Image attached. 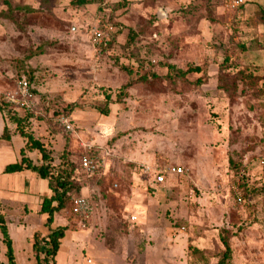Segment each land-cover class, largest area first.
<instances>
[{"label": "rangeland", "instance_id": "374dc122", "mask_svg": "<svg viewBox=\"0 0 264 264\" xmlns=\"http://www.w3.org/2000/svg\"><path fill=\"white\" fill-rule=\"evenodd\" d=\"M90 1L10 0L0 18V95L32 77L39 114L11 110L44 143L54 173L70 157L95 204L86 229L70 205L55 215L53 226L67 228L56 264H220L225 241L221 264H264V0ZM104 22L117 31L97 61L89 28ZM59 113L75 132L56 122ZM15 138L12 146L24 143ZM84 153L106 157L104 173L81 168ZM140 163L185 171L157 183ZM20 174L8 180L20 199L2 212L17 264H37L50 188L35 172ZM6 251L0 230V264Z\"/></svg>", "mask_w": 264, "mask_h": 264}, {"label": "trees", "instance_id": "16d2710c", "mask_svg": "<svg viewBox=\"0 0 264 264\" xmlns=\"http://www.w3.org/2000/svg\"><path fill=\"white\" fill-rule=\"evenodd\" d=\"M74 3L77 4H85L90 3V0H73ZM0 4L2 7H0V18L9 17V12L12 8V4L10 0H0ZM243 5V4H242ZM262 19H264V14L260 16ZM264 23V21H262ZM106 23V22H104ZM112 24L115 27V24L111 22H107ZM115 31H110L111 40L107 45L104 47V51L109 47L110 43L112 42L114 35L117 31V27H115ZM261 46V48H264L263 44H258ZM245 48V45L242 46ZM228 59V57L225 59V61ZM172 70L174 72L170 73L166 76V78L170 79H176L180 77H185L190 72H200L202 70L201 66H189L186 69L178 68L176 66L172 67ZM28 79L32 90L36 93V90L34 89L32 85V77L31 76H22ZM21 77V78H22ZM141 78H144L141 76ZM138 80L132 76L129 81L124 84V87H130L134 83H136ZM198 83L202 82V79L197 80ZM223 89H226V86H222ZM5 95H0V110L4 111L7 118L12 121L13 123L16 122L18 127L20 128V123L23 120V118H20L18 114L12 112L11 108L9 109L8 103L5 99ZM109 105V104H108ZM106 106L105 108H102L101 111L105 114H108L110 112V107ZM65 114L69 116L66 113H59V115ZM58 115V116H59ZM19 133L26 138V144L25 147L22 149V158L21 160L10 163L6 166L5 172H17L24 169H30L31 171L37 173L40 177L46 179L48 181V185L50 188V195L45 196L43 198V201L41 203V209L40 212L47 215V223L50 225V232L44 240L45 242L40 241L35 234V240H34V248L36 249V257H37V264H56V256L60 248V241L65 236L66 227L65 226H53L55 215L57 213H61L69 208V205L71 206V199L75 195H83V188L84 185H80L78 180L75 178V168L76 165L71 161L70 157H64L62 165L58 168L57 172L54 173L52 171V164H50V155L49 152L46 149V146L42 141H40L38 138H33L32 136H28V134L20 128ZM5 139H10L11 132L8 125L5 127L4 133L2 135ZM39 151L42 155L43 162H36L32 160L29 156L26 155V151ZM91 155V154H90ZM93 156V155H92ZM80 163V158H79ZM81 166V164H80ZM82 168V166H81ZM92 195V192L90 193ZM56 203V204H55ZM2 202L0 200V230L3 235V241L7 246L6 255L8 258V262L5 264H17L14 254V248H13V239L10 236L9 233V227L6 222L5 214L2 212ZM225 244L227 246V249L223 255V258L220 262L224 263L226 259L230 257V245L227 241H225Z\"/></svg>", "mask_w": 264, "mask_h": 264}, {"label": "built area", "instance_id": "2783aa9c", "mask_svg": "<svg viewBox=\"0 0 264 264\" xmlns=\"http://www.w3.org/2000/svg\"><path fill=\"white\" fill-rule=\"evenodd\" d=\"M244 0H229L228 4L231 7H238L244 4ZM0 7L2 5L0 4ZM95 23L89 28L90 42L94 50L96 60H100L104 47L111 40L110 31H114L115 27L108 23ZM5 99L9 108L24 109L34 115L40 112V98L32 90L31 85L25 77L20 78L12 90L8 91L5 95ZM56 122L62 126L66 131L75 132L73 122L70 117L61 114L56 117ZM260 166L264 169V156L259 160ZM80 164L82 168L90 175L102 174L107 167L106 157L97 159L95 156L89 153H84L80 157ZM136 169L145 174L154 175L157 183H164L167 180L168 175H178L184 173V167L180 165L160 166L159 164H137ZM236 196L239 203L242 204L243 196L240 191L236 190ZM95 204L92 195L83 194L73 196L71 199V212L76 217L79 226L86 229L90 223V220L94 217ZM135 219V218H134Z\"/></svg>", "mask_w": 264, "mask_h": 264}, {"label": "crops", "instance_id": "0c3cea01", "mask_svg": "<svg viewBox=\"0 0 264 264\" xmlns=\"http://www.w3.org/2000/svg\"><path fill=\"white\" fill-rule=\"evenodd\" d=\"M7 125L10 128V132H11L10 139H5L2 137L4 130H5V127ZM17 136H21L23 138L24 143L22 145L19 143V145L16 148V146L14 147L12 145H15L14 142L17 141L16 140L17 138H15V137H17ZM25 144H26V138L19 133L17 126L7 118L5 112L0 110V200H1L3 206L13 207L14 205L13 206L11 204L7 205L5 203V201H8L10 203L15 204V202H17L16 199H20L17 197L16 193L14 192L15 191L14 186L13 185L11 186L8 184V180H11V179L12 180L15 179L16 181H19V179L16 178V176L14 175V173H17V175H21L20 173H23L22 177L25 180H27L28 176L32 175L31 173H33V171H31L30 169H24L21 171L10 172V173L5 172V168L8 164L15 163V162L19 161L18 158H20V157L22 158V152L21 151L25 147ZM36 152L31 151V150H27L26 155L29 156L32 160L37 162L38 160H36L35 157H33V154ZM21 158H20V160H21ZM107 166H108V164H107ZM148 175L153 176V178L155 180L154 175H151V174H148ZM8 187H10V189ZM7 189H9V190H7ZM85 190L87 191L86 186L83 188V194L87 193V192L84 193ZM6 192H7V195H6ZM11 192H12V194L9 195V193H11ZM50 193H51V191L49 192V195H50Z\"/></svg>", "mask_w": 264, "mask_h": 264}]
</instances>
